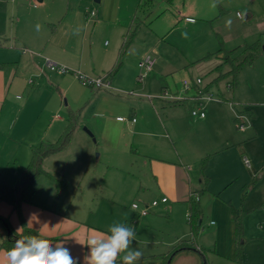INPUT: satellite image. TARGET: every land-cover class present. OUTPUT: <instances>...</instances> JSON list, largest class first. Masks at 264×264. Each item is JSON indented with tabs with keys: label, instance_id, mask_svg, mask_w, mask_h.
<instances>
[{
	"label": "rangeland",
	"instance_id": "obj_1",
	"mask_svg": "<svg viewBox=\"0 0 264 264\" xmlns=\"http://www.w3.org/2000/svg\"><path fill=\"white\" fill-rule=\"evenodd\" d=\"M88 3L71 0L72 14L77 16L78 5L82 13L85 7L97 12L98 3ZM127 4V0H112L110 22H96L94 26L96 16L84 17L89 21L84 26L74 19L76 32V28L70 31L65 22L56 24L54 30L49 26L52 36L46 41L47 48H80L87 69L56 62L68 68L65 76L59 75L58 72L63 74L59 69L46 67L44 75L50 76L49 87L33 95L21 114L20 104L10 105L17 116L13 134L18 139L22 135L17 131L22 127L47 128L48 139L57 137L52 133L59 126L62 129L58 130L63 132L68 123L52 119L48 111L62 107L68 119L71 113L77 116L68 144L44 159L45 170L55 179L42 175L32 184V202L27 206L33 226L28 225L53 245L63 242L78 264H85V257L90 254L85 245L87 239L109 234V226L114 222L134 227L136 239L132 247L143 253L138 264H158L162 259L160 251H166L180 239H191L198 247L210 250L205 253L209 264H264V52L253 64L243 65L236 75L227 62L217 69L223 62L219 54L209 56L221 47L238 48L235 55L240 60L246 44L257 40L264 43V0H173L171 4L159 0L152 22L140 26L134 41L123 50L122 26L116 23L114 15L117 11L122 13ZM4 6L5 2L0 0V33L9 32L16 22ZM181 11L193 15L196 22L187 23L180 17ZM28 15L27 8L23 19L27 20ZM181 33H187V38ZM148 57L154 59L149 70L142 65ZM119 61L120 66L114 71ZM80 75L100 81L89 84ZM30 78L35 82L30 88L42 85L37 77ZM197 78L201 79L198 89L183 86L184 79ZM199 90L203 95H212V99H199ZM165 91L167 97L178 95L183 97L182 101L175 104L168 98L160 99ZM20 93L27 97V93ZM164 107L167 109L163 111ZM127 109L142 112L153 125L157 118L168 121L175 111L176 118L193 134V147L182 140L176 141V147L194 162L197 175L201 158L211 154L206 169L210 183L200 196L203 216L196 237L190 230L187 238L176 239L170 231L169 227L182 219L181 205H176L173 212L163 210L161 205L157 207L158 212H164L156 229L142 226V216L132 222L135 212L131 203L147 200L139 189L140 157L133 152L120 154L112 147L120 140L116 116L125 115ZM193 109L207 115V124L201 122L199 115L192 114ZM105 120L107 125H103ZM225 139H232L237 145L226 150ZM23 141L21 146L18 140L16 145L3 141L7 146L0 153V173L7 176L11 185L28 163ZM206 144L212 150L198 156L201 146ZM14 153H19L17 160L11 156ZM235 211L239 212L242 224L241 261L235 252ZM10 220L20 229L16 212ZM211 220L215 226L210 225ZM0 253V264H6L7 251L0 249ZM117 264H121L119 258Z\"/></svg>",
	"mask_w": 264,
	"mask_h": 264
},
{
	"label": "crops",
	"instance_id": "obj_2",
	"mask_svg": "<svg viewBox=\"0 0 264 264\" xmlns=\"http://www.w3.org/2000/svg\"><path fill=\"white\" fill-rule=\"evenodd\" d=\"M2 1L5 2L4 7L6 11H9L8 13L15 17L16 22L15 24L12 22L14 24V28L13 26L10 27L9 32L0 33V153L4 151L3 146H7L4 144V140L6 143L10 141L12 145H16L15 143H17L18 140L20 142V146L24 140L23 142L25 143L24 146L26 149L25 158L27 156V162L29 163L32 146L38 144L42 140L51 142L57 140L62 133L59 131L62 127L59 126L58 129H60H56L52 133V136L57 137H51V139L46 137L48 132L47 128L42 129L39 127L31 129L22 127L24 128L23 130L17 131L19 135H22L20 139H18L17 136L13 134L16 127L15 120L17 116L12 113L10 105L13 103L18 105L20 104L19 108L21 114L27 108L30 103V98L33 95L40 94L39 92H42L45 87H49L50 81L48 80L50 79V76L44 75L46 73V67L49 66V61L54 63H63L75 69H87L85 61L83 62V56L80 54V48L63 45H54L47 48L46 41L52 36V34H49L48 32L49 26L52 30H54L55 26H57L56 24L65 22V25L68 26L70 31L76 28V32L78 28V26H76L77 22L80 25H89V21L84 20V17L87 19L88 17L96 16L94 26L96 25V22L100 24L105 21L110 22L113 17L110 10L112 0H100V2H96L98 3V6L97 12H95L94 15L90 14V11L92 10L88 9V7H85L82 13L81 6L78 5L77 9H80V11H78V14L76 13L77 16L72 14L74 9L71 6V0H68L67 3L66 1L62 2L61 0ZM92 1L93 0H87L90 6H92ZM140 2L141 0H127L128 4L126 9H124L122 13H118L117 11L114 15L116 23L122 26V30H120L123 34L122 37H124L134 16L137 14ZM30 4H32V6ZM154 7L151 8V14L144 19V22L140 26L146 24L148 21H151L150 19L154 16ZM27 8L30 9L32 20H29V17H31L30 15L26 17L27 20L23 19L24 14L27 12ZM180 17L185 18L187 23L196 22V18L193 15H186L182 11L180 12ZM74 19H77V22H75ZM220 58L222 59L221 55ZM67 70L68 68H66V71H62L63 74L61 72L58 73L61 77H63L66 75ZM31 76L37 77L36 81L39 80L42 85L30 88L29 85L35 83L30 78ZM21 91L24 92V94L27 93V97L24 98L20 93ZM60 92L62 91L60 90ZM14 93L15 96L12 97V94ZM165 98H168L172 103H175L173 101L176 99H171L169 95L168 97L166 95L161 96L160 99ZM222 98L225 99L224 97ZM180 101L181 100L176 103H180ZM166 109L167 108L165 107L162 108L163 111ZM131 110L132 109H127L125 110V115L116 116V120L119 124L118 139L120 140L116 141L112 147H114V149L120 154H129L130 152H133L140 157V159L138 158L137 160L140 162L139 189L143 191L140 194L144 195V197L147 195V200H139V205L140 207L149 205V213L142 215V217L145 218L141 222V225L149 229H156L159 226L157 223L158 219L162 217L160 214L164 212H158L157 207L161 205L164 208L163 210L166 211L169 209L173 212L176 205H181L179 207L180 210H182V219L179 222L176 221L174 225L169 228L171 232H174L173 236L176 239L187 238L188 233L191 230L188 222L189 206L187 200L191 190L200 187L201 174L199 173L197 175L195 173L194 162L188 156L182 154L178 147H176V141H185L188 147H190V145L193 147L191 138V135L193 136L192 130H188V127L186 125L184 126L179 118H176L177 116L175 111L170 113L171 115L168 117V121H161L157 118V124L153 125L142 112L139 111L136 113V111L132 112ZM48 114L52 119L55 118L60 123H63L64 121L68 123V118L63 112L62 107H59L58 111H48ZM119 116H125L127 120H118ZM206 116V114L203 117L199 116L200 119H202L201 122L204 124H207L208 122ZM133 119H135V121H133ZM122 122L125 124H121ZM107 124V120H105L103 125ZM65 125L67 126L66 123ZM105 135H107L106 132L104 133V136ZM200 139L201 137H196V140ZM166 143L168 147H166ZM223 144L226 145L224 147L228 146L227 148L223 147L226 150L237 145V143L232 139H225ZM207 145L208 144L201 146L203 147L200 149L202 152H198V156H202L205 152L207 154L210 150H212L208 149ZM218 150H215V152L217 153ZM11 156H14V160H17L19 153H17V155L14 153V155ZM2 160L3 158L0 154V162H2ZM3 170L4 173L7 172L6 169ZM5 177L7 178V176ZM165 196L168 200L166 202H162L161 198ZM153 200H159V203L156 206H152L151 202ZM170 201H172L173 204H168ZM31 202L32 200L30 202L23 203L22 212L23 215L25 213L24 217L26 216L25 219L27 224L32 227L33 225L30 222L28 213L30 209L27 206L30 205ZM133 210L135 213L133 214L134 217L132 218V222H135V219L140 218L141 215L138 214L137 210ZM13 212L15 211L12 210L8 203L0 201V214L7 216L12 226L13 224L10 220V216ZM210 225L215 226V222L211 220ZM13 227L14 229L17 228L15 225ZM4 235L5 227L0 221V241ZM171 247H168L166 251H160V258L162 259L158 262V264L163 263L162 254L167 253ZM207 251L210 250L207 249ZM170 264H202V260L196 250H183L174 255Z\"/></svg>",
	"mask_w": 264,
	"mask_h": 264
},
{
	"label": "trees",
	"instance_id": "obj_3",
	"mask_svg": "<svg viewBox=\"0 0 264 264\" xmlns=\"http://www.w3.org/2000/svg\"><path fill=\"white\" fill-rule=\"evenodd\" d=\"M164 1L168 3L173 2V0ZM158 2L159 0H141L138 6L137 14L134 16L131 25L129 26L127 32L123 37V50H126V48L134 41L138 28L144 22V19L151 14V8L158 4ZM237 50L238 48L227 50L221 47L215 53H210L209 56L212 54H220L223 62L217 66V69H221L223 63L227 62L231 65L230 71L236 75L237 71L243 65L253 64V62L259 58L262 53V43L260 40H257L251 44H246L243 48L244 56L240 60L236 59L237 56L235 55V52ZM120 64L121 61L117 63L114 71L119 68ZM173 102L176 103L179 102V100H174ZM76 123L77 116L71 113L65 130L61 133L57 140L52 142L42 140L38 144L33 145L30 161L24 171L20 173L17 182L14 185H11L7 181L5 175L3 173H0V201H4L11 206L12 210L17 213L21 225V229L17 231L11 225L9 218L0 214V221L4 224L5 227V235L1 238L0 249L8 251L14 247V243L18 238H24L26 236H38L47 239L45 236L41 235L39 232H37L27 224V221L22 212V205L25 202L31 201L33 195L31 187L36 179H38L42 175H47L55 179V176L52 173L45 170L43 166L44 159L50 154L61 151L68 144L76 127ZM210 156L211 154H207L201 159L200 187L191 190V193L187 200L189 206L188 222L193 237H196V235L198 234V229L200 228V220L203 216V208L200 203V196L208 189V185L210 183V177L206 174ZM235 219L237 237L235 252L238 261H241L243 252V240L240 239L242 235V224L239 219L238 211H235ZM183 250H196L201 256L202 264H209L205 256L207 249L203 247H197L196 243H194L191 239L179 240L167 251V253L162 254V264H170L174 255Z\"/></svg>",
	"mask_w": 264,
	"mask_h": 264
},
{
	"label": "clouds",
	"instance_id": "obj_4",
	"mask_svg": "<svg viewBox=\"0 0 264 264\" xmlns=\"http://www.w3.org/2000/svg\"><path fill=\"white\" fill-rule=\"evenodd\" d=\"M181 35L187 38V33ZM108 233L87 239L85 245L90 254L85 257V264H117L118 258L121 264H138L143 253L132 247L136 239L134 227L114 222ZM6 264H78V261L63 242L53 245L48 239L26 236L17 239L7 251Z\"/></svg>",
	"mask_w": 264,
	"mask_h": 264
},
{
	"label": "built area",
	"instance_id": "obj_5",
	"mask_svg": "<svg viewBox=\"0 0 264 264\" xmlns=\"http://www.w3.org/2000/svg\"><path fill=\"white\" fill-rule=\"evenodd\" d=\"M90 14L91 15H94L95 14V11L92 10L90 11ZM49 67L51 69H59L60 71H66V68H63L61 66H58L56 63L54 62H51L49 61ZM154 64V59L148 57L147 59H145L142 63L143 66H145L148 70L152 68ZM80 78L83 79L85 82H88L89 84H94V83H99L100 80H96V81H93V80H88L86 78H83L81 75H80ZM201 83V79L200 78H197L196 80H193V79H184L183 80V86L186 88V89H198L197 87L199 86V84ZM199 92L201 93V91L199 90ZM164 95H167V92L165 91V94ZM199 99H202V100H209V99H212V95H203L201 93L200 96H197ZM171 99H176V100H181L183 99V97L181 96H174V95H171L170 96ZM201 104V103H200ZM192 114L193 115H199L201 117L205 116V113L202 111V110H195L193 109L192 111ZM118 120H121V121H125L127 120V118L125 116H119L118 117ZM133 121H135V119H133ZM245 161L248 163V159L245 158ZM168 200V198L165 196L163 198H161V201L162 202H166ZM159 203V200H153L151 202V205L152 206H156L157 204ZM132 208L137 210L138 214L139 215H146L149 213V205H146V206H143V207H140L139 203L138 202H133L132 203Z\"/></svg>",
	"mask_w": 264,
	"mask_h": 264
},
{
	"label": "water",
	"instance_id": "obj_6",
	"mask_svg": "<svg viewBox=\"0 0 264 264\" xmlns=\"http://www.w3.org/2000/svg\"><path fill=\"white\" fill-rule=\"evenodd\" d=\"M95 2H100V0H95ZM262 52H264V43L262 44ZM21 239V238H18Z\"/></svg>",
	"mask_w": 264,
	"mask_h": 264
}]
</instances>
